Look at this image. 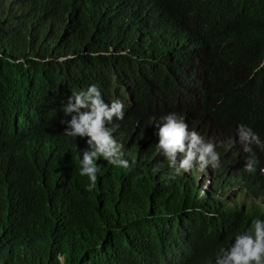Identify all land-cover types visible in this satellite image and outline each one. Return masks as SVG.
<instances>
[{"label":"trees","instance_id":"1","mask_svg":"<svg viewBox=\"0 0 264 264\" xmlns=\"http://www.w3.org/2000/svg\"><path fill=\"white\" fill-rule=\"evenodd\" d=\"M14 4L25 5L18 14L25 29L0 27V130L9 84L42 93L55 83L86 88L93 81L104 103L124 105V119L106 126L132 138L138 163L101 165L88 191L74 168L59 173L60 154L42 155L40 166L58 186L21 180L35 207L0 188V264H154L164 226L154 228L156 203L191 200L194 184L170 178L162 160L152 179L127 170L160 160L151 147L158 120L171 113L216 145V183L233 188L184 264H209L232 235L264 217L256 202L264 195V148L246 152L238 135L243 124L264 142V0H0V11ZM58 125L50 115L42 128ZM28 141L12 145L27 149ZM252 157L255 173L245 171Z\"/></svg>","mask_w":264,"mask_h":264},{"label":"clouds","instance_id":"2","mask_svg":"<svg viewBox=\"0 0 264 264\" xmlns=\"http://www.w3.org/2000/svg\"><path fill=\"white\" fill-rule=\"evenodd\" d=\"M24 8L25 5L14 4L8 12L0 11V27L25 29L18 18ZM31 58L38 60L36 57ZM63 58L57 57L56 61ZM18 61L21 59L15 60ZM94 83L86 82L89 85L86 88L55 83L42 93L27 88L25 84L7 86L6 124L0 130V188L21 193L24 202L35 207L32 195L21 188V180H27L35 186H58L40 166L42 155L60 154L62 162L59 173L74 168L78 175L87 179L88 191L96 187L101 165L136 167L137 154L133 159L130 148L137 150L138 145L133 143L132 138L116 131L119 125L106 126L113 123V118L124 119V105L119 100H113L110 105L104 103L106 94L101 97ZM50 115L58 116L59 125L43 129L42 124ZM158 123L157 141L151 147V157L160 160L153 161L149 157L148 164L129 169L127 173L136 180L152 179L157 175L159 164L164 161L173 173L170 178L177 176L186 185L192 179L194 189L190 192L191 200L181 203L158 202L156 204L162 209L151 216L155 229L158 230L160 222L164 223L163 238L159 241L160 249L154 264H184L195 252L200 234L214 226L206 225L205 220L217 217L221 198L231 195L233 188L228 186L223 189L216 183L215 167L219 166L220 154L213 142H205L199 133L189 131L181 116L175 113L160 118ZM238 135L245 146L244 151L251 152L253 144L264 148V142L252 128L241 124L238 126ZM27 137V149L12 145V141ZM257 163L255 157L248 159L245 171L255 173ZM259 171L264 175V169L260 168ZM196 173L200 182H195ZM202 177L207 179L202 181ZM206 199L205 203L200 202ZM192 200L194 205H191ZM256 202L264 210V195ZM231 238H234V243L228 248H220L209 264H264V217L251 221L248 227Z\"/></svg>","mask_w":264,"mask_h":264},{"label":"rangeland","instance_id":"3","mask_svg":"<svg viewBox=\"0 0 264 264\" xmlns=\"http://www.w3.org/2000/svg\"><path fill=\"white\" fill-rule=\"evenodd\" d=\"M196 175H197V176H196V178H195V182H197L198 180H199V182H200V179H199V177H198V173H196ZM205 179H207V177H202V178H201L202 181H204Z\"/></svg>","mask_w":264,"mask_h":264}]
</instances>
